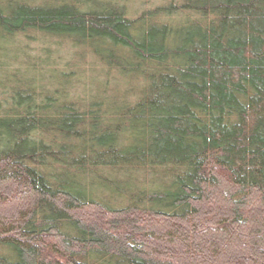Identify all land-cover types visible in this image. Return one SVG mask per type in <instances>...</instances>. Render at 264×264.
Returning a JSON list of instances; mask_svg holds the SVG:
<instances>
[{"label":"trees","instance_id":"obj_1","mask_svg":"<svg viewBox=\"0 0 264 264\" xmlns=\"http://www.w3.org/2000/svg\"><path fill=\"white\" fill-rule=\"evenodd\" d=\"M127 5L0 0V264H264V0Z\"/></svg>","mask_w":264,"mask_h":264},{"label":"rangeland","instance_id":"obj_2","mask_svg":"<svg viewBox=\"0 0 264 264\" xmlns=\"http://www.w3.org/2000/svg\"><path fill=\"white\" fill-rule=\"evenodd\" d=\"M157 2L158 0H127V3L129 4L127 5V7L131 8V10L127 8V13L129 14V16H134V13L136 12V10L138 11L139 8L145 9V7L148 8L151 5L153 6V4ZM64 48H66V46Z\"/></svg>","mask_w":264,"mask_h":264}]
</instances>
